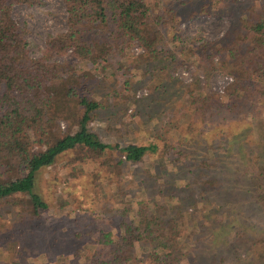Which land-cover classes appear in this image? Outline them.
Masks as SVG:
<instances>
[{"label":"trees","instance_id":"1","mask_svg":"<svg viewBox=\"0 0 264 264\" xmlns=\"http://www.w3.org/2000/svg\"><path fill=\"white\" fill-rule=\"evenodd\" d=\"M62 1L67 28L50 36L42 57L34 59L26 31L14 21L12 12L17 5L33 7L44 0H0V206L21 209L34 221L50 211V204L37 190L39 175L56 166L64 155H74L73 162L98 163L96 179L111 182L118 176L120 186L127 182L120 176L123 165L169 152V146L161 147L156 142L113 145L92 131L90 123L102 112L106 97L120 100L121 95H134L132 77L126 78L119 90H108L105 83L114 74L109 59L116 56L119 68L127 71L136 44L142 54L132 63L142 67L140 84L149 83L155 93L163 98L167 95L168 72L177 56L161 48L167 39L163 28L176 25L177 9L198 2ZM211 7L228 13L233 22L221 38L212 42L198 44L182 39L180 54L187 62L197 57V66L205 73L219 71L233 76L234 83L226 96L207 95L199 82L193 83L187 88L192 121L182 127L173 120L165 130L179 131L171 149H176L180 157H192L194 162L195 156L200 157V166L186 184L167 175L159 186L146 184V200L140 202L135 221L128 219L130 208H125L118 237L111 241L105 236L104 244L113 246L111 258L94 252L86 257L87 264H133L136 246L162 249L167 253V264L190 257V245H197L198 224L194 211L188 208L198 196L204 203L202 208L222 218L243 205L247 195L249 202L264 209V128L251 150L245 144L246 135L236 133L237 128L246 129L236 115L246 113L255 119L254 110L249 109L264 104V0H211ZM153 99V106L168 101ZM62 121L67 123V130L58 133L56 128ZM200 143L197 153L190 154L189 150ZM108 151L121 153L124 158L114 162ZM237 155L240 163L233 167L231 161ZM204 178L212 179V190L197 189ZM155 258L159 261L158 256Z\"/></svg>","mask_w":264,"mask_h":264},{"label":"rangeland","instance_id":"2","mask_svg":"<svg viewBox=\"0 0 264 264\" xmlns=\"http://www.w3.org/2000/svg\"><path fill=\"white\" fill-rule=\"evenodd\" d=\"M182 7L177 9L179 18L176 25L163 28L167 39L161 48L177 56V61L168 72L170 87L167 88V95L161 97L149 83L140 84L144 78L142 67L132 63L142 54L136 44L131 49L127 71L119 68L116 56L109 59L114 74L105 83L110 88L108 90H119L125 79L132 77L134 95H121L120 100L106 97L102 112L90 123L92 131L113 145L125 147L130 143L149 145L156 142L161 147L169 146V152L149 156L137 164L123 165L120 176L127 182L120 186L118 176L111 182L96 179L98 163L73 162L74 155H64L56 166L39 175L37 190L50 204V211L39 220L30 219L21 209L0 206V264H87L86 257L94 252L109 259L113 246L104 244L105 236H109L111 241L118 237V226L125 208H130L128 219L135 221L140 202L146 200L143 194L146 184L159 186L169 176L186 184L193 178L192 172L200 166V157H194L196 162L192 161V157H180L176 149H171L179 138V131L174 128L166 133L165 130L173 120L182 127L192 121V112L188 107L189 86L199 82L205 94L226 96L234 78L219 71L211 74L203 72L197 66L195 56L190 57L188 62L184 61L180 44L182 39L187 38L198 44L217 40L233 21L228 13L212 10L211 0H198L193 6L187 4ZM12 18L26 31L30 56L34 59L42 57L50 36L65 32L67 28V13L62 0H44L43 4L33 7L17 5ZM153 98L168 101L156 102L153 106L150 105ZM249 110H254L255 119L247 117L246 113L236 115L238 123L246 126V129L237 128L236 133L245 134L246 146L255 149L254 140H259L258 132L264 128V104L260 102ZM66 130L67 123L59 122L56 132L64 133ZM209 131L212 132V129ZM201 146L202 143L194 145L189 153L194 156ZM237 150L243 151L239 145ZM107 155L114 162L124 158L121 153L112 151H108ZM237 157L231 161L233 167L240 163ZM162 161L165 163L161 168ZM166 175L168 177L165 178ZM124 189V194H121ZM197 189L202 192L212 190V179H201ZM124 202H129L130 207ZM203 204L200 196L189 202L188 209L194 211L197 218V245L191 244L193 253L189 254L190 257L176 260L175 264H264V209L249 202L248 195L243 205L237 206L232 214L224 218L209 208H202ZM150 207L153 211L151 203ZM166 254L155 245L147 248L136 246L132 251L135 256L133 264H167ZM157 256L159 261L155 258Z\"/></svg>","mask_w":264,"mask_h":264}]
</instances>
